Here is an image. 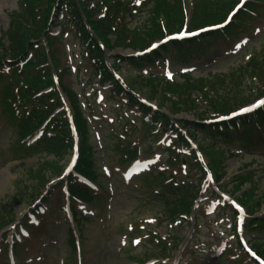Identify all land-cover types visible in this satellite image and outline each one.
Returning <instances> with one entry per match:
<instances>
[{"label":"rangeland","instance_id":"obj_1","mask_svg":"<svg viewBox=\"0 0 264 264\" xmlns=\"http://www.w3.org/2000/svg\"><path fill=\"white\" fill-rule=\"evenodd\" d=\"M259 1L252 3L250 11L241 15V19L235 23L236 28L233 32L229 31L231 33L227 37H217L209 43L207 49L193 50L188 58L190 63L168 61L167 65L149 64L141 68L126 63L114 68V74L125 79L129 86H132L135 77L139 75L138 81L143 84L153 75L163 78L174 77L177 81L181 78V74L186 72H190L192 79L202 78L210 81L214 76L230 75L233 70H238L245 64L248 57L254 54L264 55V0ZM149 6L137 10L136 16L130 20L131 27L145 20ZM15 11H17V0H0V33L8 28L7 15ZM57 31L58 28L54 30ZM59 39L60 44L56 48L62 53L59 63L61 67H68L67 81L79 94L81 109L87 117L90 130L87 142L91 150L95 151L92 166L96 171L97 185L103 191V199L93 208L86 210L84 205L79 206L78 212L80 210L90 212L88 220L81 224L84 240L82 264H134L135 261L142 264H175V262L219 264L216 262L220 256L212 261L209 259L215 254L216 249L221 250L223 256L221 264H254L236 249L232 214L228 208L220 207V201L213 195L211 188L206 187L202 191L203 196L195 210L198 226H195L196 230L191 234L193 227L188 222L169 223L163 218L164 208L169 207L161 202L165 187H156L154 184L165 183L166 177L156 175L154 179L152 178L155 180L153 183L145 181V177L132 183L124 181L123 177H126L128 166H125L124 162L121 163L123 154L121 149L127 145L139 148L142 152L136 163L138 173H143L148 167L155 173L167 172L169 180L174 178L177 183L188 181L194 183L196 187L201 179H197V171L190 175L188 171L190 161L180 155L187 150L184 151L182 147L181 150L179 148L169 150L170 145L174 146L178 143L174 140V132L169 131L165 137L159 123L153 128L157 131V135L154 133L146 135L149 126L143 123L148 120V114L138 112L137 106H127L123 95L111 96L107 90L91 84L89 63L82 58L79 44L70 30L66 29ZM128 54H130L128 51L113 50L108 56ZM173 56L176 57V52ZM78 69L79 75L76 81L74 72ZM250 84L249 80L244 81L242 90L246 91L244 95L252 99L254 91ZM134 90L139 97L150 100L149 89L136 84ZM1 92L2 87H0V99ZM220 92L223 94V91ZM5 94L6 90H3V95ZM159 95L157 94L153 99V106L159 104ZM196 106L198 107L197 104ZM161 111L180 127L195 118V115L188 112L171 116L167 108ZM15 125L11 113L4 110L0 103V205L8 206L20 223L30 211L29 199L20 198V189L30 185L27 173L36 169L41 157L22 158V144L15 141L18 134ZM248 138L251 140L239 141L236 140V134L232 133L226 140L221 137L213 139L209 134L196 132L191 143L193 147L198 145L204 149L199 151L201 155L207 157L203 159L204 163L214 160L216 161L213 162L214 166L217 167V161H221L219 174L223 173L225 177L216 185L217 187L220 186L231 193L237 178L246 179L241 191L245 194L252 192V196L255 195L253 202L258 201L260 204L256 217L264 220V129L263 132L248 134ZM211 144L217 146L210 149ZM148 146L152 150V155L145 154ZM168 154H175V157L178 154L177 166L172 164L171 168L167 167ZM55 191L49 202L53 207L51 211L40 216L38 226L31 224L28 227L29 233L21 235L20 246L17 248L18 264H76L77 253L67 244L69 223L63 214L60 189ZM242 192L233 198H239ZM253 202L251 201L250 206H253ZM254 208L255 206L252 209L247 207L248 210ZM13 229L14 227H11L3 234L7 235L6 238L0 236V264H8L7 244L13 240L18 228L16 227L15 231ZM153 234H158L162 240L167 239L165 251L162 248L160 251V244L155 241ZM243 235L248 242L264 238V234L257 233L256 230L243 231ZM189 236L191 239L182 253L173 251L174 243L180 245ZM133 258L138 260L134 261Z\"/></svg>","mask_w":264,"mask_h":264},{"label":"trees","instance_id":"obj_2","mask_svg":"<svg viewBox=\"0 0 264 264\" xmlns=\"http://www.w3.org/2000/svg\"><path fill=\"white\" fill-rule=\"evenodd\" d=\"M237 2L238 0H193V7L187 21L183 0H154L153 8L149 11L145 22L131 29L126 27L125 20L134 9V0H19L18 11L10 15L9 28L0 36V68L8 66L11 70V80L7 85L5 84L6 94L3 96V103L11 114H18L19 141H24L45 124L41 137L34 144L28 147L21 145L22 158L38 156L42 158V161L35 170L27 173L30 185L21 187L20 197L23 198L25 195V198L30 196L33 199L39 194V189L44 187L52 177H58L62 169L59 163L69 156L73 147V136L61 98L55 88L51 67L55 70L60 87L73 111L72 119L80 141L76 170L89 179H93L94 176L92 166L94 152L87 142L89 130L83 113L79 109L78 97L72 89L68 90L65 85H62L67 69L60 66L61 53L56 48L60 44L59 36L66 28L71 29L79 44L82 58L91 66L93 73L91 77L94 81L101 86L105 83L112 84L109 89L110 94L119 95L124 92L130 104H138L140 110L149 112L150 110L133 96L137 84L150 90L149 101H154L156 95L160 94L158 104L160 109L168 106L167 110L170 114L188 112L195 115L197 122H186L183 126L188 130L190 137L200 132L209 134L213 139L221 137L226 140L234 132L237 134V139L247 140V134L264 124V112L258 111L251 116L222 124L206 125L202 122L209 119L211 115H227L250 103V97L244 95L246 91L242 90L244 81L249 80L251 88L259 91L257 96L263 94V55H254L244 66L233 70L230 75L214 76L211 81L183 76L180 81L173 82L151 78L145 85L138 81L139 78H135L132 86L128 85L133 94L127 93L122 88L110 74L105 63V50L144 51L151 43L179 32L185 25L188 30L218 25L223 22ZM61 14L63 16L59 21ZM56 26L60 27V32L58 35H52L51 31ZM90 31L94 37L90 35ZM223 34L220 33V35ZM41 40H44L47 45L50 65ZM205 41L206 38H201L184 43H171V49L164 45L161 52L167 54L177 50L179 53L184 50L189 53L192 47H199ZM151 58H154V61L161 58L160 52L155 51L140 58V61L145 63ZM118 60L119 62L113 64V68L123 62L124 58L119 57ZM19 63H22V66H19ZM46 89L49 91H45ZM220 91H223V94ZM201 107H203L202 110H199ZM159 121L175 130L169 118L158 111L152 114L151 124ZM241 132L244 136H241ZM177 137L180 143L188 145L183 135L178 133ZM212 146L211 144L210 147ZM136 155L137 152L133 149L126 148L123 152V156L128 161ZM46 158H51L52 161ZM213 162L216 161H211L214 165ZM195 163L198 168L199 164ZM213 171L216 173L217 167L214 166ZM220 178L221 176H218L217 180ZM245 183L246 179L237 178L233 193L240 192ZM72 184L70 180V185ZM69 190L72 202L78 198L87 200V190L84 187L70 186ZM168 191L171 198L166 201L169 204L165 205H169V208L163 216L171 221L179 216L189 215L198 194L196 187L190 183L179 186L175 184L170 185ZM240 201L251 209L255 206L252 192L243 194ZM251 201L253 206H250ZM256 208H258L257 205ZM13 217L6 205H0V231L13 221ZM248 227L261 230L264 227V221L252 220ZM256 251L264 258V242L256 244Z\"/></svg>","mask_w":264,"mask_h":264},{"label":"snow or ice","instance_id":"obj_3","mask_svg":"<svg viewBox=\"0 0 264 264\" xmlns=\"http://www.w3.org/2000/svg\"><path fill=\"white\" fill-rule=\"evenodd\" d=\"M137 2H139V0H137ZM261 103H264V102H261ZM241 111H245L246 112V111H250V109L246 108V109H242Z\"/></svg>","mask_w":264,"mask_h":264},{"label":"bare ground","instance_id":"obj_4","mask_svg":"<svg viewBox=\"0 0 264 264\" xmlns=\"http://www.w3.org/2000/svg\"><path fill=\"white\" fill-rule=\"evenodd\" d=\"M1 180V179H0Z\"/></svg>","mask_w":264,"mask_h":264}]
</instances>
